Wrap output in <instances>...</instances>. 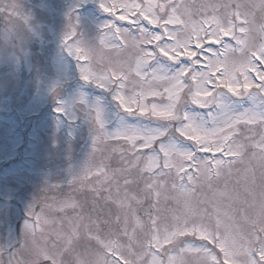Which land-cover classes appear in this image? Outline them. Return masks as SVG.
<instances>
[{
	"label": "snow or ice",
	"instance_id": "6c2138e0",
	"mask_svg": "<svg viewBox=\"0 0 264 264\" xmlns=\"http://www.w3.org/2000/svg\"><path fill=\"white\" fill-rule=\"evenodd\" d=\"M99 8L100 47L71 20L63 45L98 93L77 104L90 154L122 141L118 166L68 181L87 189L89 212L71 197L37 212L34 200L0 264H264V0ZM103 48L116 58L97 66Z\"/></svg>",
	"mask_w": 264,
	"mask_h": 264
},
{
	"label": "rangeland",
	"instance_id": "374dc122",
	"mask_svg": "<svg viewBox=\"0 0 264 264\" xmlns=\"http://www.w3.org/2000/svg\"><path fill=\"white\" fill-rule=\"evenodd\" d=\"M29 18L38 27L39 38L27 45L19 62L0 63V244L19 240L17 223H22L23 231L27 209L34 200L39 201L38 207L46 198L76 200V196L90 195L79 181L71 185L68 181L85 166L117 167L119 153L111 148L123 144L108 141L107 146L100 145L99 151L90 154V125L77 104L81 94L91 103L98 93L80 80L76 62L63 45L71 20L80 35L89 41L95 39L100 47L96 37L109 17L100 10L99 0H0V21L7 29ZM256 20L258 25L264 22L258 10ZM3 32L0 28V40ZM127 55L122 53L120 58ZM109 58H116L115 51L103 48L97 66H106ZM61 105L65 114L56 111ZM27 131L32 133L24 140ZM95 179L89 177L93 182ZM45 187L48 191H43Z\"/></svg>",
	"mask_w": 264,
	"mask_h": 264
},
{
	"label": "clouds",
	"instance_id": "9594fccd",
	"mask_svg": "<svg viewBox=\"0 0 264 264\" xmlns=\"http://www.w3.org/2000/svg\"><path fill=\"white\" fill-rule=\"evenodd\" d=\"M4 38L0 41V63L8 61L19 62L27 51V45L39 38L40 31L34 26L31 19L24 22H15L11 29H5Z\"/></svg>",
	"mask_w": 264,
	"mask_h": 264
},
{
	"label": "flooded vegetation",
	"instance_id": "af4514ba",
	"mask_svg": "<svg viewBox=\"0 0 264 264\" xmlns=\"http://www.w3.org/2000/svg\"><path fill=\"white\" fill-rule=\"evenodd\" d=\"M139 1L143 2V0H139ZM179 1H181V0H179ZM179 1L176 0V3L179 2ZM187 2H190V0H188ZM216 2H221V0H216ZM239 2H245V0H239ZM0 28L5 30L8 27H7V25L5 23L2 25V21H0ZM0 43H2V41H0ZM75 199H76V201L81 202V203L84 204V211L85 212H89L91 210V196L90 195L76 196ZM38 207L40 208L41 206H38ZM69 213H71V212H69ZM19 223L22 226V223L21 222H19ZM17 226H18V223H17ZM17 226H16V228H17Z\"/></svg>",
	"mask_w": 264,
	"mask_h": 264
},
{
	"label": "water",
	"instance_id": "95a60500",
	"mask_svg": "<svg viewBox=\"0 0 264 264\" xmlns=\"http://www.w3.org/2000/svg\"><path fill=\"white\" fill-rule=\"evenodd\" d=\"M40 211V208L37 209V212ZM17 234H18V237H20L21 235V224L19 223L18 226H17Z\"/></svg>",
	"mask_w": 264,
	"mask_h": 264
}]
</instances>
